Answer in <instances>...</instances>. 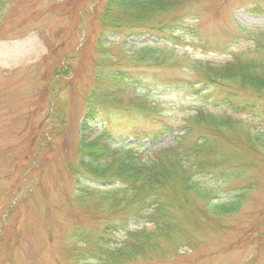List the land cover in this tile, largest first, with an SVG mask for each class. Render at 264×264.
<instances>
[{
  "label": "rangeland",
  "instance_id": "obj_1",
  "mask_svg": "<svg viewBox=\"0 0 264 264\" xmlns=\"http://www.w3.org/2000/svg\"><path fill=\"white\" fill-rule=\"evenodd\" d=\"M186 1L162 25L178 26L174 38L166 28L118 38L105 35L96 22L104 0H0V230L2 241L9 243L0 250V264H68L61 254L63 233L74 225H90L70 215L68 199L78 185L66 167L80 139L96 137L105 120L101 111L98 124L83 119L92 93L109 88L117 101L141 98L175 127L204 102L190 94V87L215 97L216 89L202 77L206 67L264 64V15L250 13L263 10L264 0ZM147 45L150 50L138 48ZM45 60L71 73L57 86L47 84ZM106 68L126 70L122 74L129 80L96 81L97 72ZM220 112L225 115L223 108ZM253 112L257 119L233 118L241 134L259 137L253 139L255 147L235 137L238 151L226 148L236 164L252 161L251 167L225 183L198 185L214 205L238 202L237 211L223 218L226 231L221 236L190 231L181 241L193 247L182 252L180 246L166 245L169 258L159 264H264V108ZM115 131L112 137L125 146L137 143L143 156L172 147L178 134L175 129L170 136L146 140L136 130ZM191 198V203L197 199ZM206 202L200 198L194 207L205 213Z\"/></svg>",
  "mask_w": 264,
  "mask_h": 264
},
{
  "label": "trees",
  "instance_id": "obj_2",
  "mask_svg": "<svg viewBox=\"0 0 264 264\" xmlns=\"http://www.w3.org/2000/svg\"><path fill=\"white\" fill-rule=\"evenodd\" d=\"M187 2L105 0L97 23L103 30L117 34L151 33ZM252 13L264 14V9ZM140 49L150 50V46ZM260 66L235 61L220 69L206 67L202 77L216 89L215 97L211 101L208 95H200V90H192L193 97H201L205 102L177 124L184 133L175 136L174 145L168 149L143 156L146 152L122 146L105 129L94 139L82 138L76 147L77 160L67 166L78 185L69 206L75 210V220L87 219L93 225L65 232V238L71 240L62 249L66 259L73 264L154 262L169 258L166 245L176 249L184 244L191 249L192 245L181 241L188 238L190 231L211 235L226 231L223 217L237 211V201L214 205L209 194L197 186L198 180L222 183L240 177L243 170L251 167L252 161L236 164L226 148L238 151L233 147L235 137L245 138L255 147L254 141L259 137L254 138L249 132L241 134L239 120L230 114L217 115L216 110L226 105L232 114L254 115L255 109L264 108V66L257 70ZM62 74L67 75L64 69L47 65L43 76L55 78ZM118 76L102 71L96 81L115 83ZM113 94L109 89L92 93L86 101L90 107L86 118L94 120L101 111L107 126L115 124L122 130L153 127L158 128L160 135L171 133V124L158 126L161 114L156 113L158 118L153 121L148 114H154L153 109L144 100H126L123 106L124 102L117 101ZM208 100L217 113L207 110ZM240 145L246 148L242 142ZM191 197L197 199L191 203ZM200 198L207 201L205 213L194 207Z\"/></svg>",
  "mask_w": 264,
  "mask_h": 264
}]
</instances>
